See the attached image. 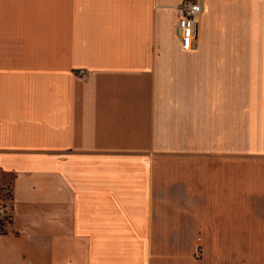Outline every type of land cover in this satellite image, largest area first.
Masks as SVG:
<instances>
[{"label":"crops","instance_id":"0c3cea01","mask_svg":"<svg viewBox=\"0 0 264 264\" xmlns=\"http://www.w3.org/2000/svg\"><path fill=\"white\" fill-rule=\"evenodd\" d=\"M187 1L0 0V264H264V0Z\"/></svg>","mask_w":264,"mask_h":264},{"label":"built area","instance_id":"2783aa9c","mask_svg":"<svg viewBox=\"0 0 264 264\" xmlns=\"http://www.w3.org/2000/svg\"><path fill=\"white\" fill-rule=\"evenodd\" d=\"M179 21L177 24V33L181 40L187 43H196L199 37L200 19L203 13V0H192L184 2L178 7ZM84 76L86 73L81 72ZM6 208L0 204V217L7 216ZM199 252V247H195Z\"/></svg>","mask_w":264,"mask_h":264},{"label":"rangeland","instance_id":"374dc122","mask_svg":"<svg viewBox=\"0 0 264 264\" xmlns=\"http://www.w3.org/2000/svg\"><path fill=\"white\" fill-rule=\"evenodd\" d=\"M179 40H180L181 43H187V42L181 40L180 38H179ZM206 149L207 150H211L212 149V132H207L206 133ZM206 158H207V161H206L207 164L206 165H207V175H208V173H209L208 168L209 167L212 168V152L211 153L207 152ZM211 171H212V169H211ZM10 199H11V192L9 191V189L4 188L2 186L1 178H0V204L3 205L6 208L7 207V203L10 202ZM5 218H8V221H9L10 217L7 215ZM5 218H2V219H5ZM3 222H4V224H7V221H3ZM210 249H211V252H212V247ZM199 250H201V248H199Z\"/></svg>","mask_w":264,"mask_h":264},{"label":"trees","instance_id":"16d2710c","mask_svg":"<svg viewBox=\"0 0 264 264\" xmlns=\"http://www.w3.org/2000/svg\"><path fill=\"white\" fill-rule=\"evenodd\" d=\"M3 221H7V224L11 222L10 218H9V221H8V218H5V219L0 218V234H6L7 233L5 230L6 224H4Z\"/></svg>","mask_w":264,"mask_h":264}]
</instances>
